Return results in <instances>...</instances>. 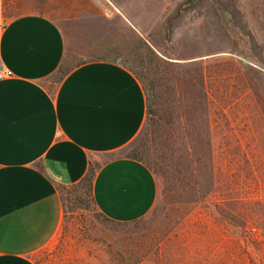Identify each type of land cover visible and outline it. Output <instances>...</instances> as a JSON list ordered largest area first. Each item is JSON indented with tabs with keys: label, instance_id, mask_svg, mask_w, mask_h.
<instances>
[{
	"label": "rangeland",
	"instance_id": "1",
	"mask_svg": "<svg viewBox=\"0 0 264 264\" xmlns=\"http://www.w3.org/2000/svg\"><path fill=\"white\" fill-rule=\"evenodd\" d=\"M63 1L74 3L0 0V28L24 12L56 19ZM116 1L135 11L127 0ZM176 1L169 44L161 25L138 26L155 55L204 59L207 75L218 71L219 79L207 82L221 113L214 115L209 105L214 110L207 134L196 73L188 68L180 75L179 81H189L188 90L174 94L169 75L122 25H75L74 40L68 25H61L64 59L49 84L85 58L101 56L117 59L150 85L156 116H145L121 153L149 169L157 195L140 220L112 224L89 202L85 187L59 188L60 223L31 255L34 264H264V0H192L180 9L185 0ZM95 41L103 50L87 47ZM226 59L244 81L231 75Z\"/></svg>",
	"mask_w": 264,
	"mask_h": 264
},
{
	"label": "crops",
	"instance_id": "2",
	"mask_svg": "<svg viewBox=\"0 0 264 264\" xmlns=\"http://www.w3.org/2000/svg\"><path fill=\"white\" fill-rule=\"evenodd\" d=\"M103 1H63L56 19L24 12L0 28V70L10 73L0 78V264H34L31 255L60 223L58 189L79 181L89 164H98L93 205L107 219L137 221L156 200L152 173L121 153L145 119L134 75L115 58L91 56L48 83L64 59L61 25H68L71 40L75 25H122L150 46L138 25H161L164 38L177 6L176 0H127L132 12L121 1ZM99 42L87 47L95 52L104 46Z\"/></svg>",
	"mask_w": 264,
	"mask_h": 264
},
{
	"label": "trees",
	"instance_id": "3",
	"mask_svg": "<svg viewBox=\"0 0 264 264\" xmlns=\"http://www.w3.org/2000/svg\"><path fill=\"white\" fill-rule=\"evenodd\" d=\"M192 3H193L192 0H186L183 3V5H180L179 9L183 8V7H186V6H190V5H192ZM170 36H171L170 26L169 25H165L164 41H165L166 44L170 43ZM136 44H138V45L142 46L143 48H145L146 51L151 56L152 60L157 64V66H159L167 75H169V79H172V81H173L172 83H173V86H174V90H173L174 94H177V95L186 94L187 90H188V87L186 85L189 83V81H186V82H184L185 80H183V82L179 81L178 78H180V77L182 78V76H180V75H183L184 73H186L188 68H191L192 71H194L196 73L198 95H199L200 98H202V100L205 103L204 109L202 111L205 114L206 132L208 134V132L210 130V122H209V120L211 118L210 113L214 110V109H210L209 105L210 106L211 105L215 106L216 112H215L214 115H219L221 113V110L219 112L218 111V107L216 106V101H218V98H216V97L214 98V96L212 97L211 93L208 90L209 89V85H208L209 83L207 82V78L211 77L213 80L219 79L220 74L218 73V71L217 70L211 71L212 75L211 74L207 75V67H206L207 60L198 59V60H192V61H179V62H177L175 60H178V59H175V58L167 57V59H166V58H163L161 56L155 55L154 51L150 48V46H148L141 39H137L136 40ZM225 63L232 70L231 71V75L233 73H235L236 76H240L239 77L240 81H244V76L242 74H240V72L237 70V67L234 65L232 60L226 59ZM65 73L66 72L62 73V76ZM133 74L135 76L137 75L135 72H133ZM137 79H139V82L141 83V87H142V90H143L144 96H145V116H147V117L156 116L155 115V110L153 109V102H152V97H151L150 85L147 84V83L146 84L143 83L142 82V78H140L138 75H137ZM174 102L176 103L177 100H175ZM150 120H152V119H150ZM125 156L128 157V158H132V159H135V160L139 161L134 156H128V155H125ZM97 167H98L97 163H95L93 165L89 164V166L87 168V171L79 179V181H77L76 183H73L71 185L63 186V187H60V188H70L72 190H75V189L80 188V187H85L86 188V195L88 197V200L93 205V200H92V196H91V181H92V177H93L94 171H95V169ZM99 215L103 219H105L106 221H108V222H110L112 224H129V223L136 222V221H133V222H129V223H119V222H115V221H112L110 219H107L106 217H104L100 213H99Z\"/></svg>",
	"mask_w": 264,
	"mask_h": 264
},
{
	"label": "built area",
	"instance_id": "4",
	"mask_svg": "<svg viewBox=\"0 0 264 264\" xmlns=\"http://www.w3.org/2000/svg\"><path fill=\"white\" fill-rule=\"evenodd\" d=\"M4 24V23H3ZM3 24H2V26H3ZM10 75V73L8 72V71H1L0 70V78H3V77H5V76H9ZM250 232L251 233H256V231L253 229V228H251L250 229ZM257 234V233H256Z\"/></svg>",
	"mask_w": 264,
	"mask_h": 264
},
{
	"label": "water",
	"instance_id": "5",
	"mask_svg": "<svg viewBox=\"0 0 264 264\" xmlns=\"http://www.w3.org/2000/svg\"><path fill=\"white\" fill-rule=\"evenodd\" d=\"M175 61L179 62L178 60H175Z\"/></svg>",
	"mask_w": 264,
	"mask_h": 264
}]
</instances>
